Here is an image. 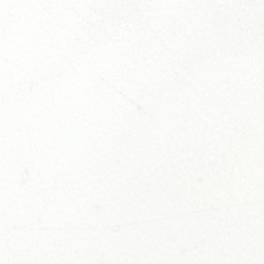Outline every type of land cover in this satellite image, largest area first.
I'll list each match as a JSON object with an SVG mask.
<instances>
[{
  "label": "snow or ice",
  "instance_id": "1",
  "mask_svg": "<svg viewBox=\"0 0 264 264\" xmlns=\"http://www.w3.org/2000/svg\"><path fill=\"white\" fill-rule=\"evenodd\" d=\"M0 264H264V0H0Z\"/></svg>",
  "mask_w": 264,
  "mask_h": 264
}]
</instances>
